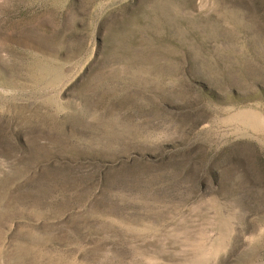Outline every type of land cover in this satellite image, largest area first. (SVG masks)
<instances>
[{"label": "rangeland", "instance_id": "obj_1", "mask_svg": "<svg viewBox=\"0 0 264 264\" xmlns=\"http://www.w3.org/2000/svg\"><path fill=\"white\" fill-rule=\"evenodd\" d=\"M0 264H264V0H0Z\"/></svg>", "mask_w": 264, "mask_h": 264}]
</instances>
